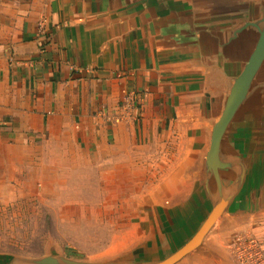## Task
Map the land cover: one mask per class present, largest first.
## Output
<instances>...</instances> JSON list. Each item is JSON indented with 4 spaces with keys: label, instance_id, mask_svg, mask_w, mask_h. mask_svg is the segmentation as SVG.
<instances>
[{
    "label": "water",
    "instance_id": "1",
    "mask_svg": "<svg viewBox=\"0 0 264 264\" xmlns=\"http://www.w3.org/2000/svg\"><path fill=\"white\" fill-rule=\"evenodd\" d=\"M78 2L122 42L147 41L156 64L173 58L186 150L169 185L141 201L127 246L99 260L0 252V264H233L218 242L264 215V0Z\"/></svg>",
    "mask_w": 264,
    "mask_h": 264
},
{
    "label": "crops",
    "instance_id": "2",
    "mask_svg": "<svg viewBox=\"0 0 264 264\" xmlns=\"http://www.w3.org/2000/svg\"><path fill=\"white\" fill-rule=\"evenodd\" d=\"M72 1L0 0V156L7 168L44 167L76 152L97 170L118 222L125 205L171 182L188 143L187 105L173 58L156 64L147 41L122 42Z\"/></svg>",
    "mask_w": 264,
    "mask_h": 264
},
{
    "label": "rangeland",
    "instance_id": "3",
    "mask_svg": "<svg viewBox=\"0 0 264 264\" xmlns=\"http://www.w3.org/2000/svg\"><path fill=\"white\" fill-rule=\"evenodd\" d=\"M76 156L68 150L56 160L46 159L44 167L18 162L14 168L0 156V252L39 256L55 247L67 257L99 260L135 238L141 222L138 201L131 210L125 205L118 222H111L116 211L106 207L105 184L94 166H79ZM252 227V234L264 240V215L254 217ZM116 230L121 232L110 238ZM127 230L129 236L121 237ZM234 232L218 242L233 264Z\"/></svg>",
    "mask_w": 264,
    "mask_h": 264
},
{
    "label": "built area",
    "instance_id": "4",
    "mask_svg": "<svg viewBox=\"0 0 264 264\" xmlns=\"http://www.w3.org/2000/svg\"><path fill=\"white\" fill-rule=\"evenodd\" d=\"M39 29L42 33L44 26ZM124 101L128 109L136 103L134 95H126ZM231 254L235 264H264V240L251 232L239 233L232 238Z\"/></svg>",
    "mask_w": 264,
    "mask_h": 264
}]
</instances>
